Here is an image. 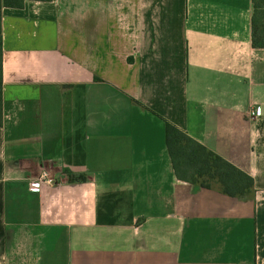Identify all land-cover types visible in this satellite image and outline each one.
I'll list each match as a JSON object with an SVG mask.
<instances>
[{
	"label": "crops",
	"instance_id": "1",
	"mask_svg": "<svg viewBox=\"0 0 264 264\" xmlns=\"http://www.w3.org/2000/svg\"><path fill=\"white\" fill-rule=\"evenodd\" d=\"M253 6L3 7L0 264H264V48L252 45ZM167 122L250 174L254 194L179 179ZM43 172L54 183L31 191Z\"/></svg>",
	"mask_w": 264,
	"mask_h": 264
},
{
	"label": "trees",
	"instance_id": "2",
	"mask_svg": "<svg viewBox=\"0 0 264 264\" xmlns=\"http://www.w3.org/2000/svg\"><path fill=\"white\" fill-rule=\"evenodd\" d=\"M25 0H0V126L3 123L2 96V9L22 7ZM252 45L264 48V0H253ZM166 144L179 179L207 188H218L231 196H251L254 178L233 163L193 139L174 124L166 123ZM69 173L70 181L85 179Z\"/></svg>",
	"mask_w": 264,
	"mask_h": 264
},
{
	"label": "built area",
	"instance_id": "3",
	"mask_svg": "<svg viewBox=\"0 0 264 264\" xmlns=\"http://www.w3.org/2000/svg\"><path fill=\"white\" fill-rule=\"evenodd\" d=\"M261 114V108L254 106L249 109V115L251 117L259 116ZM54 180L48 176L46 172H43L37 179L32 180L29 184L31 191L39 192L44 184H53Z\"/></svg>",
	"mask_w": 264,
	"mask_h": 264
}]
</instances>
